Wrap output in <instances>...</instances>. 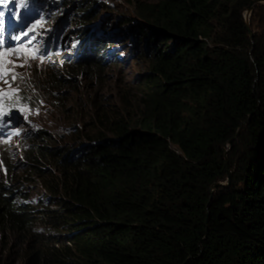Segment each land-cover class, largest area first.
I'll list each match as a JSON object with an SVG mask.
<instances>
[{"label": "trees", "instance_id": "obj_1", "mask_svg": "<svg viewBox=\"0 0 264 264\" xmlns=\"http://www.w3.org/2000/svg\"><path fill=\"white\" fill-rule=\"evenodd\" d=\"M76 1L75 67L91 72L110 6ZM251 1L132 0L140 19L114 17L144 39L139 92L123 109L94 100L87 143L34 144L36 200L0 178V247L9 232L24 264H264V3L250 36Z\"/></svg>", "mask_w": 264, "mask_h": 264}, {"label": "rangeland", "instance_id": "obj_2", "mask_svg": "<svg viewBox=\"0 0 264 264\" xmlns=\"http://www.w3.org/2000/svg\"><path fill=\"white\" fill-rule=\"evenodd\" d=\"M101 1L110 7L99 11L94 25L102 24V34L115 38L105 44L102 52L94 54L100 56V64L88 70L92 73L75 67L79 44L74 40L76 0L31 1L27 8L35 10V16L21 30V41L9 43L11 46L5 49L4 37L0 36V178L32 200L43 191L38 176L29 168L26 153L36 143L70 148L89 142L93 134L90 123L99 120L93 101L123 109V93L137 95V82L148 67L143 37L132 46V34L128 38L126 28L117 23L119 19H113H140L141 11L132 0ZM20 12L23 17L27 15L24 10ZM244 14L245 10L242 19ZM255 26L252 22L250 28ZM98 70L102 73L97 74ZM49 73H55L58 79L63 77V86L51 88ZM134 104L133 115L139 112ZM9 112L10 116L4 115ZM39 135L44 139L31 141V136ZM37 165L44 167L43 163ZM5 235V247H0L1 263L24 264L19 242L9 232Z\"/></svg>", "mask_w": 264, "mask_h": 264}, {"label": "water", "instance_id": "obj_3", "mask_svg": "<svg viewBox=\"0 0 264 264\" xmlns=\"http://www.w3.org/2000/svg\"><path fill=\"white\" fill-rule=\"evenodd\" d=\"M257 2H260V3H264V0H252L245 8V14H244V17H243V22H244V26L245 28L248 30L249 32V35L252 36L253 34V30L252 28H250V25H249V21H248V16L250 15L251 11H252V7L257 4ZM230 169L227 170V177L224 181L222 182H214L212 183L210 186V192L212 193L214 191V189L216 188V186L218 184H223V185H227L230 181Z\"/></svg>", "mask_w": 264, "mask_h": 264}, {"label": "snow or ice", "instance_id": "obj_4", "mask_svg": "<svg viewBox=\"0 0 264 264\" xmlns=\"http://www.w3.org/2000/svg\"><path fill=\"white\" fill-rule=\"evenodd\" d=\"M0 2L7 3L8 0H0ZM28 3H29V0H20V6L21 7H27ZM3 15H4L3 13H0V25H3V23H4V21L2 19ZM33 27H36V26L34 25ZM25 35H27V33H25ZM19 38H20L19 36L16 37V39H19ZM4 115L10 116L11 113L10 112L4 113Z\"/></svg>", "mask_w": 264, "mask_h": 264}]
</instances>
